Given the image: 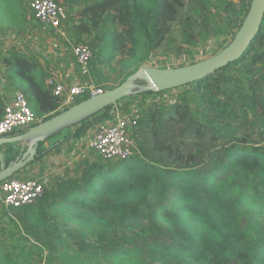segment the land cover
Segmentation results:
<instances>
[{
  "label": "trees",
  "instance_id": "16d2710c",
  "mask_svg": "<svg viewBox=\"0 0 264 264\" xmlns=\"http://www.w3.org/2000/svg\"><path fill=\"white\" fill-rule=\"evenodd\" d=\"M251 2L70 0L69 7L81 9L75 26L77 42L92 39L88 46L93 52L92 70L108 66L117 71L113 62L122 56L118 61L125 67L121 85L163 48L179 22L186 34L189 29L190 41L199 38L200 28L201 35L229 39L228 46ZM17 3L0 0L12 17L21 14ZM212 4L218 5L214 19L197 25L196 17ZM127 56L133 60L132 70L127 69ZM238 66L240 73L232 74ZM46 81V73L33 58L15 53L0 59V118L16 91L27 97L40 122L68 110L61 108ZM182 88H192V93L175 105L149 109L137 118L133 136L139 153L133 158L83 161L72 175L55 179L38 204L4 207L0 226L7 220L23 236L9 247L16 257L2 250L0 243V264H32L20 261L34 249L42 254L38 264L43 260L48 264H264V148L259 143L249 146V131L256 134L259 130L264 138V20L240 60ZM89 98H78L75 104ZM124 100L71 126L73 133L47 149L40 148L28 167L61 143L80 140L93 127L110 122L112 111ZM1 151L7 164L14 161L13 145ZM65 224L96 233L101 239L99 252L92 254L82 246L71 255L58 232ZM112 228L119 232L117 245L109 248L103 235Z\"/></svg>",
  "mask_w": 264,
  "mask_h": 264
},
{
  "label": "rangeland",
  "instance_id": "374dc122",
  "mask_svg": "<svg viewBox=\"0 0 264 264\" xmlns=\"http://www.w3.org/2000/svg\"><path fill=\"white\" fill-rule=\"evenodd\" d=\"M30 1L31 0H18L17 7L21 14L15 17L9 16L7 12L5 13L3 10L5 8L4 5H0V59L17 53L21 56L33 58V60L39 64L42 62L47 67L59 68L58 60L62 58H66L68 62L72 61V63H75L76 65L73 52L74 48L80 44L77 42L75 35V26L79 24L80 19V7L76 6V9L71 11L69 7L71 5L70 0H59L58 3L62 4L65 9V15L61 30L54 32L49 27L35 20L30 10ZM231 2H237V0H231ZM217 6L218 5L212 4L205 13L198 15L196 17V20L199 22L197 25L202 23L200 26H204V24L208 23L206 20H213L217 13ZM183 16L186 17V13H183ZM180 23L181 22L177 23L172 33L168 35L163 48L156 53H153L143 66L168 69L179 68L186 63H199L204 59H209L215 56L222 46H227L228 44L229 39L215 38L213 35L211 36L207 33L201 35L200 28H198L200 34L199 38L195 41H190L191 33L189 32V29H187L188 31L186 34V32H184L183 24ZM198 32H195V34L198 35ZM91 40V37H85L81 43L89 46ZM60 51H64L65 55L63 57H55V54H60ZM141 52H143V49ZM121 58L122 56H117L116 60L113 62V67L117 71H114L108 66H96L92 70L90 66L91 71L88 75V81L104 92L108 91L111 87H118L123 79L125 70L124 66L118 64V61L121 60ZM124 58L127 62V69L132 70V58L129 56ZM240 69L241 66L233 68L232 74H239ZM146 87L147 84L145 82H138L132 97L118 104L116 109L113 110L114 112L112 111V118L116 114H119L121 117L137 119L144 111L149 109L156 110L159 108H167L179 103L181 97L192 93V88H178L166 91L161 95H145L147 93L145 92ZM16 93H19V91H16L12 96H9L7 104L11 103ZM142 93L143 95H140ZM202 110L203 108H201V112ZM200 117H203V115L201 114ZM200 119L203 120V118ZM250 120H252V116H250ZM67 130H71L70 127L61 134L66 133ZM137 130H133L132 133L135 153H139L137 140L133 136L134 132ZM94 132L95 127L92 128L88 140H85V142L82 143V146L79 147L78 151L72 146V143L69 144L65 153L62 154L63 158H60V161L57 162L52 161V165H54L55 168H63L64 166L72 168L70 171L76 172L80 163L83 161L101 160L102 158L100 156L88 148V144L92 139ZM249 134L251 136L249 146L254 145V143H259L262 148H264V138L259 136V130L256 134H251L249 131ZM49 141L54 144L59 141V137H52ZM232 146L233 144L230 145V147ZM212 148H216V146L213 145ZM2 149L3 147H0V150ZM182 162L186 163L187 159H182ZM35 166L36 164L25 171H20L14 176V178L22 181H38L45 185V182L47 183V178H41L42 176ZM3 212L4 206L0 202V216ZM53 220H55V218H53ZM58 232L63 236V243L69 246L71 255L81 250L80 247L82 246L89 248L92 254L99 252L97 247L101 239H97V234L90 233L88 229L80 228L75 224H71L68 227V225L65 224L59 226ZM118 232L119 230L117 228H112L108 231L107 235H103V238H105L104 242L105 244H108L109 248H114L117 245ZM21 236H23V234L18 233L15 230L14 225L10 224L9 221L4 220L1 222L0 243L2 245V250L8 251L9 255L12 257H16L17 253L11 251L9 247L15 243L17 239H21ZM43 248L49 253V250L46 247ZM27 253H29V251H27ZM41 255L39 249H34L30 252V255L22 257L20 263L28 260L32 264H38ZM101 261L103 263L106 262L104 260Z\"/></svg>",
  "mask_w": 264,
  "mask_h": 264
},
{
  "label": "water",
  "instance_id": "95a60500",
  "mask_svg": "<svg viewBox=\"0 0 264 264\" xmlns=\"http://www.w3.org/2000/svg\"><path fill=\"white\" fill-rule=\"evenodd\" d=\"M264 20V0H252L249 12L232 42L217 55L179 68L158 69L142 66L113 90L91 97L68 110L39 122L22 134L0 139V147L13 145L14 161L6 163L0 153V184L27 168L38 156L39 148L65 128L98 114L134 94L136 84L145 82V92H166L204 80L229 64L240 60L260 32Z\"/></svg>",
  "mask_w": 264,
  "mask_h": 264
},
{
  "label": "built area",
  "instance_id": "2783aa9c",
  "mask_svg": "<svg viewBox=\"0 0 264 264\" xmlns=\"http://www.w3.org/2000/svg\"><path fill=\"white\" fill-rule=\"evenodd\" d=\"M30 10L35 20L56 32L62 28L65 9L56 0H31ZM73 55L79 72L87 75L93 59L92 50L80 43ZM53 95L60 100L61 108L73 106L78 98L95 97L104 91L92 83L66 85L54 78L46 82ZM40 121L29 106L27 97L19 92L7 104L0 118V139L22 134ZM138 129L135 118H125L116 114L111 122L99 124L88 148L107 162H123L133 158L135 145L133 130ZM46 186L38 181L9 179L0 184V200L5 208H23L38 204L46 195ZM41 264H48L43 260Z\"/></svg>",
  "mask_w": 264,
  "mask_h": 264
},
{
  "label": "crops",
  "instance_id": "0c3cea01",
  "mask_svg": "<svg viewBox=\"0 0 264 264\" xmlns=\"http://www.w3.org/2000/svg\"><path fill=\"white\" fill-rule=\"evenodd\" d=\"M59 53L60 54H55V57H58V56L63 57L65 55L64 51H60ZM40 65H41V68L44 70V72L47 75V80L54 78V79L66 84V85H72V84H77V83H83V84L84 83H90L88 81L89 73L87 75H82L80 72H78L79 70L77 71V69H78V67L76 66L77 64L75 65V63H72V61L68 62V60H66V58H62V59L58 60L59 68L58 67H56V68L55 67H47L42 62L40 63ZM90 71H91V69H90ZM86 79H87V81H86ZM96 127L97 126H95V131H96ZM68 128L63 129L60 133H58L57 135H54L53 137H55V138L59 137V141H60L63 137H65L66 135H69L70 133H73L75 131V129L73 127L72 128L70 127L71 130H67L66 133L61 134ZM91 130L88 132V134L85 137L81 138L80 140H69L65 143H61L59 145V147L51 150L48 155H46L45 157H43L42 160H40L36 163L35 168L38 169V171L40 172V174L42 176L41 178H47L48 184L45 182L46 188L49 187L50 185H52L54 183L55 179L67 176V174L72 175V173L74 172V171L73 172L70 171V169L72 170V168H67L65 166L63 168H55L54 165H52V161L53 162L60 161V158H63L62 154L65 153L67 146L71 143H72V146L74 148H76V150L78 151L79 147L82 146V143H84L85 140L86 141L88 140V137L90 136ZM94 134H95V132H94ZM90 142H91V140H90ZM52 145L53 144L48 139L47 143L45 145L40 146V148L41 149H47V148L51 147ZM88 146H89V144H88ZM1 152L2 151L0 150V153Z\"/></svg>",
  "mask_w": 264,
  "mask_h": 264
}]
</instances>
